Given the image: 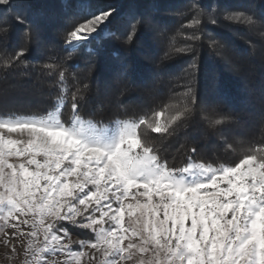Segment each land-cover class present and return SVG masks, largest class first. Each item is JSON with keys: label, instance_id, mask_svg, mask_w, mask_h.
I'll return each instance as SVG.
<instances>
[{"label": "trees", "instance_id": "1", "mask_svg": "<svg viewBox=\"0 0 264 264\" xmlns=\"http://www.w3.org/2000/svg\"><path fill=\"white\" fill-rule=\"evenodd\" d=\"M78 26L95 37L70 49ZM58 104L64 123L137 121L169 170L263 153L264 0H0V117Z\"/></svg>", "mask_w": 264, "mask_h": 264}, {"label": "rangeland", "instance_id": "2", "mask_svg": "<svg viewBox=\"0 0 264 264\" xmlns=\"http://www.w3.org/2000/svg\"><path fill=\"white\" fill-rule=\"evenodd\" d=\"M59 109L0 117V264H264V152L169 170L137 121Z\"/></svg>", "mask_w": 264, "mask_h": 264}, {"label": "bare ground", "instance_id": "3", "mask_svg": "<svg viewBox=\"0 0 264 264\" xmlns=\"http://www.w3.org/2000/svg\"><path fill=\"white\" fill-rule=\"evenodd\" d=\"M83 35H84V33L82 32L81 29H78V30L75 32V38H76V39H80L81 36H83Z\"/></svg>", "mask_w": 264, "mask_h": 264}]
</instances>
